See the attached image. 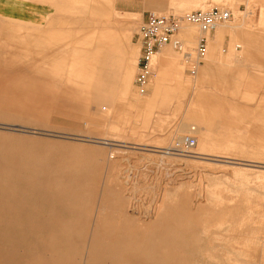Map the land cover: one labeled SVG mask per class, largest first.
Here are the masks:
<instances>
[{
	"label": "rangeland",
	"instance_id": "rangeland-1",
	"mask_svg": "<svg viewBox=\"0 0 264 264\" xmlns=\"http://www.w3.org/2000/svg\"><path fill=\"white\" fill-rule=\"evenodd\" d=\"M93 1L60 0L52 7L16 0L25 4L22 10L0 5V43L9 41L0 49L9 57L27 56L35 50L25 47L28 37L47 38L53 30L60 45L70 48L99 27H119L123 20L132 26L124 39L130 85L115 87L110 105L102 99L105 88L92 85L102 81L85 70L76 81L82 96L71 92L74 86H54V94L52 86L0 81V264L264 263V134L258 132L264 131V48L230 65L234 84L215 86L210 77L193 88L211 50L225 56L235 42L243 44L239 30L210 31L198 63L165 44L161 48L174 53L175 71L170 77L163 66L148 64L150 76L140 92L134 61L144 13L101 0L106 12L90 21ZM172 2L147 9H231L235 14L227 22L252 23L264 35V0ZM10 23L15 31H6ZM83 58L77 55L84 68ZM172 78L190 83L172 90ZM200 92L224 99V108L197 102ZM192 108L206 121L188 117ZM190 125L200 128L186 133ZM181 134L195 136L191 153H165Z\"/></svg>",
	"mask_w": 264,
	"mask_h": 264
},
{
	"label": "crops",
	"instance_id": "crops-1",
	"mask_svg": "<svg viewBox=\"0 0 264 264\" xmlns=\"http://www.w3.org/2000/svg\"><path fill=\"white\" fill-rule=\"evenodd\" d=\"M43 1L47 2L52 7L60 5V0ZM196 1L198 0H184L183 4L190 5ZM176 4L180 5L181 3ZM0 5H5V7H10L14 10H22L24 7L23 5L25 4H17L16 0H0ZM88 5L91 6L90 12L92 16L89 18L90 21H92L95 15H98L100 12H106L107 10L104 6L105 4L101 0H94L92 3H88ZM113 5L115 9L120 11L141 12L146 15V12L150 11L147 8L156 7L159 9L162 7H170L173 6L174 3L172 0H115ZM33 6L34 7H31V9L39 11L38 5L33 4ZM231 11L234 15L235 10ZM115 21L118 24L120 23L117 20ZM259 22L264 23V11H261L260 13ZM120 24H122V26H116L113 28L99 27L98 33L86 38L78 47L75 46L66 48L60 45V34H57V30H53L52 34L47 38L37 35L28 37L27 42H24L25 47L32 46L35 47V50H28L26 52L27 56L19 57L17 52H12L11 57L3 56L5 52L0 49V81H3L6 85L12 87L75 86L77 84L76 81L78 71L85 70L88 75L93 77V80L102 81V83H95L92 85L103 86L105 88L101 91L103 93L102 99L106 100L110 105L115 87H122L126 90L128 89L131 80V74L126 67V59L124 56L126 48V42L124 39L129 37L132 26L129 22H125L124 20L123 23ZM140 27L141 25L139 26L138 31ZM16 29L17 26L11 23L6 26V31L8 32L15 31ZM238 30L240 32V36L238 37L242 40L243 44H241V42H235L233 44V49L229 50V53L225 56L222 55L220 51L215 53L211 50L204 58V65L199 69L196 79L191 82L193 88H195L198 83L210 81V77H212V83L215 86L226 84L229 86L232 83L234 84L237 76L235 74V70L233 71V68H231L230 65L238 62L240 58L248 57L253 59L256 57L253 48H264V35L258 34V31L252 23L248 24L247 22L241 20L235 22L230 21L222 23L216 28V31L219 34L225 32L233 33ZM180 35L187 41V50L180 53L185 55V59L194 60V51L190 48L197 37L196 30L190 29L189 27L181 28ZM201 36H205L207 41V34H201ZM73 37L77 39L76 36ZM7 43H9V41L7 39H3L0 44L5 47ZM11 44L17 45V43L12 40ZM235 44L240 45L239 49L234 48ZM225 50L226 49L224 48V51L221 52H225ZM78 54H83L84 56L82 60V62L86 64L84 68L77 65ZM173 56L174 53L170 50V48L164 47L153 56L151 64L156 63L159 66H163V68H165V74H168L171 77L172 73L176 69L172 61ZM199 61L200 60L196 63ZM134 66H136V61H134ZM176 74L177 72H175L174 75ZM189 83V80L182 79L178 84L176 79L172 78V82H170V89H175L176 85H186ZM196 101H202L204 106H207L208 104H218L217 106L220 109L224 108V106H221L224 99L210 97L209 94L204 92H200L198 94ZM186 115L197 121H206L207 119L204 113L198 112L195 108L189 109L186 112ZM199 128H197V131ZM197 131H195V133ZM258 132L264 134V131Z\"/></svg>",
	"mask_w": 264,
	"mask_h": 264
},
{
	"label": "built area",
	"instance_id": "built-area-1",
	"mask_svg": "<svg viewBox=\"0 0 264 264\" xmlns=\"http://www.w3.org/2000/svg\"><path fill=\"white\" fill-rule=\"evenodd\" d=\"M185 14L169 13L167 15H160L153 12L147 13L146 20L141 24L140 33L137 36V41L140 45V57L135 76V85L139 88L140 92L144 90L143 86L147 83L150 76L148 63L155 51L164 44H170V46L177 50L182 49V43L175 33L183 21L190 20L197 22L201 29L210 31L218 21L224 20L229 16L228 12L216 7H212L206 11L193 10ZM205 44L206 37L201 36L195 47V58L197 61L204 55ZM184 139L185 144L189 147L195 144L193 137L186 136Z\"/></svg>",
	"mask_w": 264,
	"mask_h": 264
},
{
	"label": "bare ground",
	"instance_id": "bare-ground-1",
	"mask_svg": "<svg viewBox=\"0 0 264 264\" xmlns=\"http://www.w3.org/2000/svg\"><path fill=\"white\" fill-rule=\"evenodd\" d=\"M219 9H221V10H225L226 12H228V18H225L224 20H221V21H218L216 24H215V26L212 28V30L214 29V28H217L220 24H222V23H225V22H227L232 16H233V13H232V11L230 10V9H226V8H219ZM196 10H198V9H196ZM199 10H202V11H206V9H199ZM193 11V10H192ZM148 12H153V13H156V14H160V15H167V14H169V13H173V12H169V13H159V12H156L155 10H150V11H148ZM148 12H146V15H145V19H144V21L146 20V16H147V13ZM187 12H190V11H187ZM187 12H184L183 14L184 15H186L185 13H187ZM173 14H175V13H173ZM183 14H180V15H183ZM143 21V22H144ZM196 25L197 27H198V30H199V36H197V41L195 42H193L192 43V47L190 48V49H192V51H194V55H195V57H196V52H195V47H196V44H197V42H198V39L201 37V34H208L210 31H212V30H210V31H206V30H203V29H201V27H200V25H199V23H197V22H192V21H190V20H185V21H183V23H181V25H179V27H178V29H177V31H176V33H175V35L177 34V37L180 39V41H181V43H182V49L181 50H177V49H175L177 52H183V51H185V50H187V41L184 39V38H182L181 37V35H180V29L181 28H186V27H189L190 29H194V30H196V28L193 26V25ZM141 28V27H140ZM139 33H140V29H139V31H138V33H137V35H136V40H137V36H139ZM138 42V41H137ZM138 45H139V42H138ZM165 45V44H164ZM168 45H170V44H168ZM163 46V45H162ZM161 46V47H162ZM158 48L156 51H155V53L150 57V59H149V63L148 64H151V61H152V58H153V56L157 53V52H159L162 48ZM172 47V46H171ZM240 47V45L239 44H235L234 45V48H239ZM173 48V47H172ZM174 49V48H173ZM188 51H190V50H188ZM191 51V52H192ZM221 51H224V49L222 48L221 49ZM204 54V53H203ZM139 57H140V45H139V55H138V57L136 58V68H137V65H138V60H139ZM202 57H203V55H202ZM202 57H200V59H202ZM199 59V60H200ZM187 60V62L189 61H195V62H197V60H196V58L194 59V60H192V59H186ZM51 73V72H50ZM137 74V73H136ZM136 74H135V76H136ZM134 83H135V78H134ZM70 88V87H69ZM70 90H71V92L73 93V94H75V96H82V93H83V88L82 87H79V86H77V84L74 86V87H72V89L70 88ZM51 91L54 93V94H58L59 93V91H58V89L56 88V87H54V86H52V88H51ZM79 99V98H78ZM82 99V98H81ZM196 131V128H195V126L194 125H190L189 126V130L188 131H186V133H194ZM186 136H190V137H193L194 139H195V144H196V138H195V136H192V135H190V134H181L180 136H179V140L178 141H175L174 143H173V146H168L167 148H166V150L164 151L165 153H169L170 151H173V152H177V153H179V154H182V155H188V154H190L191 152H190V150L195 146V144L193 145V146H188V145H186L185 144V137ZM100 139V138H99ZM102 139V138H101ZM106 140V139H105ZM107 141V140H106ZM95 142H100V141H95ZM262 264V263H261Z\"/></svg>",
	"mask_w": 264,
	"mask_h": 264
}]
</instances>
